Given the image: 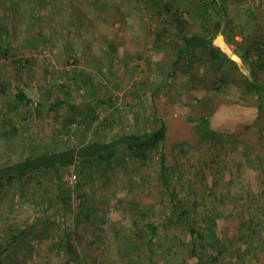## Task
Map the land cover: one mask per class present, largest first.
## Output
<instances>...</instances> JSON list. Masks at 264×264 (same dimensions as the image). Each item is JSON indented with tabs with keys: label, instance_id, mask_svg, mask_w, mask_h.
Here are the masks:
<instances>
[{
	"label": "rangeland",
	"instance_id": "374dc122",
	"mask_svg": "<svg viewBox=\"0 0 264 264\" xmlns=\"http://www.w3.org/2000/svg\"><path fill=\"white\" fill-rule=\"evenodd\" d=\"M102 1L0 0V254L24 232L0 264H264V66L244 59L255 60V38L264 39V1L221 0L230 4L226 16L218 4L182 0L186 11L229 20L221 46L230 58L218 66L206 54L192 57L201 66L107 54L103 18L111 13ZM57 100L64 104L50 110ZM87 106L95 121L82 120ZM160 121L164 175L156 153L138 163L124 147L86 168L78 159L45 171L8 168L47 148L152 132ZM12 125L19 135L10 142ZM150 205L157 236L147 245L126 229L131 212ZM59 222L77 262L45 235L61 233ZM111 223L125 230L118 245ZM188 223L211 228L217 242L196 238L194 254Z\"/></svg>",
	"mask_w": 264,
	"mask_h": 264
},
{
	"label": "trees",
	"instance_id": "16d2710c",
	"mask_svg": "<svg viewBox=\"0 0 264 264\" xmlns=\"http://www.w3.org/2000/svg\"><path fill=\"white\" fill-rule=\"evenodd\" d=\"M238 1V0H237ZM262 1V0H261ZM264 1V0H263ZM217 3L220 5L221 9L223 10L224 14L228 16L230 13V7L228 4V1L222 3L221 0H211V3ZM232 5H234V11L236 13L243 12L246 15H252L251 7L249 6H243L238 7L236 6L234 1H231ZM231 21V18H230ZM229 22V20H228ZM214 29H217L220 27V23L218 21H215L214 23ZM5 29V28H4ZM246 36L243 37L245 39ZM239 45H241L239 43ZM108 47L110 50L111 44H108ZM240 47V46H239ZM113 49V48H112ZM196 49H199V51L204 52L208 58L209 61H211V66H218V64H221L222 57H225V55L217 49L213 47V37H201V36H189L185 38L184 40V49L186 51H194ZM253 51H255V55H257L256 59H251L250 61L244 57L246 63L250 64L252 67H257V65L261 64L264 66V39L259 37L255 38L254 42V48ZM248 55H251L252 51L247 49ZM252 71V70H251ZM253 73V71H252ZM19 100L25 101L29 103V99L27 98L24 91L20 90L18 91V94L16 95ZM64 104V101L57 100L53 104L49 106V109H56L61 107ZM72 106V105H71ZM73 107V106H72ZM84 108V107H83ZM86 111L85 116H83L82 120L85 121H95L97 118L96 116L92 115L91 111H94V108L87 106L84 108ZM35 110H39L38 107H35ZM258 113L262 116L264 119V110H261V108L258 107ZM91 115V116H90ZM68 123L72 122L71 120L67 121ZM164 130L165 125L160 121V128H157L156 130H153L152 132L143 131L140 133H121L119 137L112 141H107L106 139H95L91 141H84V143L80 146H68L66 148H47L46 150H43L39 154H32L28 155L21 160H18L16 162H13L12 165L8 166L9 169H14L18 171V173H24L27 171H45L57 168L59 166H68L72 164L75 160H79L81 162V165L86 168L87 165H91L92 162L97 161L99 164L101 163V160L104 158V155L107 156H115V153L117 151L118 147H124L132 154H135L138 157V163L145 162L150 159V155L152 153H156L158 155L159 159V166H160V175L165 174V170L167 169L165 166V155L162 150V144L160 143L164 137ZM161 131L162 134H159ZM200 135H203V133L200 131ZM19 135V129L12 125L10 128V142H12V138L14 139ZM19 140V139H18ZM89 170V167L87 168ZM89 172V171H88ZM87 172V173H88ZM169 201L172 202V205L174 206L172 214H178L182 215L181 212L178 211V208L175 206V202L173 199V195L170 194L168 196ZM84 210V209H83ZM91 207L87 208V214L90 213ZM154 211V206H148L141 210L140 212L134 211L131 212V222L132 225L127 228L126 230L130 233V238L136 240L139 237L143 238V242L147 245H150L153 243V239L157 236L156 228L153 222L150 219V216L152 215ZM210 221L212 224H214V220L212 217H210ZM249 231H253L252 221L249 222ZM58 227L60 229L62 227V223L59 222ZM111 231L113 232V237L117 245L120 242V238L122 236V232H125L123 227L118 228L116 224L111 223L110 224ZM188 229L190 231L191 237H192V243H193V253L196 254V249L198 245H196V238L202 239L203 241L205 238L208 240L207 242L215 243L217 242V238L214 235V231L209 228L207 231H201L200 228H196L193 224L188 223ZM49 233V232H48ZM45 234L52 239V247L58 248L61 252H66L70 259L78 261L77 252L72 244L71 240V234L69 230L63 229L61 233H50ZM24 235V232L17 233L15 236H13L11 240V244L9 243L6 246V249L0 254V259H2L3 254L12 247L14 243H16L17 240H19ZM2 245V243H0ZM51 247V248H52ZM201 247H203L201 245ZM218 259V256H213V260Z\"/></svg>",
	"mask_w": 264,
	"mask_h": 264
},
{
	"label": "crops",
	"instance_id": "0c3cea01",
	"mask_svg": "<svg viewBox=\"0 0 264 264\" xmlns=\"http://www.w3.org/2000/svg\"><path fill=\"white\" fill-rule=\"evenodd\" d=\"M204 1H201L200 5L197 3L198 0L194 1V6L197 8L204 7L207 3L209 6L217 4L211 3V0L205 3ZM102 2L109 7L111 13L103 18L110 29L103 34L107 54H121V56L127 53L132 56L145 54L150 66H197L196 64L201 66L199 65L201 62L198 60L193 62L192 57L204 56V52L199 49L183 50L185 38L201 36L213 37V47L219 52L222 50L225 55L221 60L223 64H227L230 58L221 46V37L226 38L224 32L222 33L221 24L228 21L227 17L222 21V15L214 17L206 13H194V8L186 11L182 0H103ZM184 2L187 3V0ZM116 13V17L112 18L111 15ZM215 21L220 23L217 29H214ZM121 24L125 29V31L122 29L123 32L120 30ZM129 39H134L135 42L131 43ZM108 44H111L110 50ZM128 46H131V50ZM122 48L124 49L121 52ZM211 63L210 61V65Z\"/></svg>",
	"mask_w": 264,
	"mask_h": 264
},
{
	"label": "built area",
	"instance_id": "2783aa9c",
	"mask_svg": "<svg viewBox=\"0 0 264 264\" xmlns=\"http://www.w3.org/2000/svg\"><path fill=\"white\" fill-rule=\"evenodd\" d=\"M74 179H75V176H74Z\"/></svg>",
	"mask_w": 264,
	"mask_h": 264
}]
</instances>
